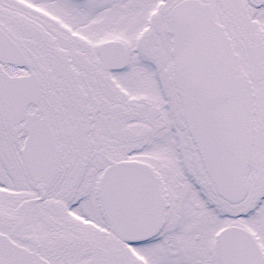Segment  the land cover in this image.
Segmentation results:
<instances>
[{
    "label": "snow or ice",
    "instance_id": "1",
    "mask_svg": "<svg viewBox=\"0 0 264 264\" xmlns=\"http://www.w3.org/2000/svg\"><path fill=\"white\" fill-rule=\"evenodd\" d=\"M0 264H264V0H0Z\"/></svg>",
    "mask_w": 264,
    "mask_h": 264
}]
</instances>
